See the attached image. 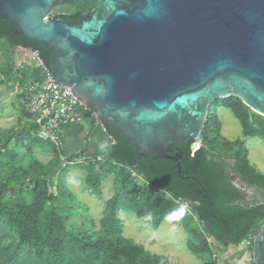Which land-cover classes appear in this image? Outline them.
<instances>
[{
	"label": "water",
	"instance_id": "water-1",
	"mask_svg": "<svg viewBox=\"0 0 264 264\" xmlns=\"http://www.w3.org/2000/svg\"><path fill=\"white\" fill-rule=\"evenodd\" d=\"M65 1L0 0V17L50 49L52 78L140 157L200 147L218 99L264 116V0H98L79 20L50 16ZM253 257L264 264V223Z\"/></svg>",
	"mask_w": 264,
	"mask_h": 264
},
{
	"label": "trees",
	"instance_id": "trees-1",
	"mask_svg": "<svg viewBox=\"0 0 264 264\" xmlns=\"http://www.w3.org/2000/svg\"><path fill=\"white\" fill-rule=\"evenodd\" d=\"M84 15L80 7H74L69 14L53 17L76 21ZM2 40L13 49L37 50L51 67L50 49L28 39L14 22L0 17ZM219 101L241 122L244 135L264 137V117L254 113L241 99L228 97L211 104L203 140L197 149L191 139L180 145L172 144L168 155L173 158L140 157L133 142L106 125L113 142L99 170H94L92 162L72 163L84 156H100L90 154L88 147L67 158L71 165L78 164L79 169L87 171L86 186L98 197L103 195V181L118 170L121 189L107 200L99 229L70 226V215L58 205L62 193L52 189L55 177L49 178L52 169L37 176L43 165L35 159L28 166L24 163L28 150L44 143L53 144L37 137L36 125L27 126L24 120V126L9 135L0 128V264H172L168 257L124 236L121 209L137 214L154 228L165 218L182 222L189 233V251L206 262H212L216 254L215 264H222L223 246H240L253 240L264 223V203L243 201L244 192L234 183L228 165L245 182L263 189L264 173L250 164L243 141L220 137L218 127L215 128ZM23 113L25 119L30 116L25 106ZM91 118L96 123V117ZM221 146L236 150L233 162L216 150ZM59 162L56 157L50 165L53 168ZM180 202L189 209H184ZM197 222L203 231L200 238L193 235ZM249 248L253 252V245Z\"/></svg>",
	"mask_w": 264,
	"mask_h": 264
},
{
	"label": "rangeland",
	"instance_id": "rangeland-1",
	"mask_svg": "<svg viewBox=\"0 0 264 264\" xmlns=\"http://www.w3.org/2000/svg\"><path fill=\"white\" fill-rule=\"evenodd\" d=\"M93 1L95 3L91 5H86L83 0L57 5L50 12V16L57 13L69 14L74 7H80L86 14L99 3L97 0ZM13 52V48L6 41H0V128L7 131L8 135L17 133L24 126V102L21 88L28 83L27 79H22L20 71L13 70ZM20 79L23 81H16ZM252 111L259 114L255 110ZM216 115L218 123L215 128L218 127L220 137L231 141H243L250 164L264 173V137L244 135L241 122L230 108L224 106L222 101L216 104ZM92 116H95L93 111H91L90 117ZM24 142H27V139ZM112 142L111 138L108 144ZM51 145L44 143L41 147L28 150L24 163L28 166L32 159L40 162L43 168L37 170V176H42L52 169L49 175L50 179L55 176L52 189L54 192L59 189L62 193L58 205L70 215L68 220L70 226L86 230L99 229L100 219L104 216L107 200L121 189L118 170L103 181V195L98 197L86 186L87 171L79 169L78 164L71 165L67 160L68 157L63 155L60 146ZM197 146L198 144H195L193 148L196 149ZM216 150H220L227 157L228 162H233L232 156L236 151L235 149L221 146ZM56 157L60 159V162L52 168L50 163ZM105 159L106 151L99 157H92L91 160L84 163L92 162L94 170H99ZM60 166L62 167L60 168ZM228 170L234 183L244 192V202L264 203V189L261 186L245 182L232 171L230 165H228ZM67 190L70 191L71 196L67 194ZM180 204L184 209H189L183 202ZM119 212L124 223V236L133 239L136 243L143 244L146 249L153 253L168 257L172 264H215L214 256L212 262H206L189 251L187 248L189 233L184 229L182 222H173L165 218L158 228H154L135 213L123 209ZM202 234L201 226L197 222V228L193 235L200 238ZM220 253L222 264H254L255 261L253 252L250 251L246 243L240 246H223Z\"/></svg>",
	"mask_w": 264,
	"mask_h": 264
},
{
	"label": "built area",
	"instance_id": "built-area-1",
	"mask_svg": "<svg viewBox=\"0 0 264 264\" xmlns=\"http://www.w3.org/2000/svg\"><path fill=\"white\" fill-rule=\"evenodd\" d=\"M29 52L41 71V79L28 82L21 88L24 106L30 115L25 119V125H36L39 139L61 146L68 123L81 120L84 114L93 110L78 98L71 87L61 85L52 78L51 67L46 65L37 50ZM91 159V156H84L72 163H84ZM253 241H247V246H252Z\"/></svg>",
	"mask_w": 264,
	"mask_h": 264
},
{
	"label": "crops",
	"instance_id": "crops-1",
	"mask_svg": "<svg viewBox=\"0 0 264 264\" xmlns=\"http://www.w3.org/2000/svg\"><path fill=\"white\" fill-rule=\"evenodd\" d=\"M13 51V70L20 71L22 79H27V82L41 79V71L29 50L17 48ZM22 79L16 81L22 82ZM93 121L90 116L84 114L81 120L68 123L60 146L64 156L69 157L87 147L90 154L102 155L108 151L111 137L101 122Z\"/></svg>",
	"mask_w": 264,
	"mask_h": 264
},
{
	"label": "flooded vegetation",
	"instance_id": "flooded-vegetation-1",
	"mask_svg": "<svg viewBox=\"0 0 264 264\" xmlns=\"http://www.w3.org/2000/svg\"><path fill=\"white\" fill-rule=\"evenodd\" d=\"M97 1H98V0H97ZM67 2H68V1H65L64 3H61V4H66ZM58 5H60V4H58ZM97 5H98V4H97ZM97 5H96V6H97ZM56 6H57V5H56ZM96 6H95V7H96ZM95 7H94V8H95Z\"/></svg>",
	"mask_w": 264,
	"mask_h": 264
}]
</instances>
